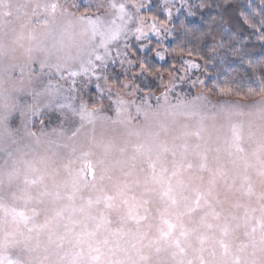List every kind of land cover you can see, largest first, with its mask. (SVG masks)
<instances>
[{
    "label": "rangeland",
    "instance_id": "374dc122",
    "mask_svg": "<svg viewBox=\"0 0 264 264\" xmlns=\"http://www.w3.org/2000/svg\"><path fill=\"white\" fill-rule=\"evenodd\" d=\"M94 3L0 0V264H264V96L163 73L119 104L23 110Z\"/></svg>",
    "mask_w": 264,
    "mask_h": 264
},
{
    "label": "snow or ice",
    "instance_id": "6c2138e0",
    "mask_svg": "<svg viewBox=\"0 0 264 264\" xmlns=\"http://www.w3.org/2000/svg\"><path fill=\"white\" fill-rule=\"evenodd\" d=\"M79 7L96 10L82 17L89 41L71 64L41 63L47 78L22 106L34 120L49 112H87L95 99L119 104L114 85L148 92L153 81L163 80L165 66L174 81L211 86L219 94H231L241 73L264 87V58L252 54L257 44L264 53V0H95ZM197 17L213 27H194Z\"/></svg>",
    "mask_w": 264,
    "mask_h": 264
},
{
    "label": "trees",
    "instance_id": "16d2710c",
    "mask_svg": "<svg viewBox=\"0 0 264 264\" xmlns=\"http://www.w3.org/2000/svg\"><path fill=\"white\" fill-rule=\"evenodd\" d=\"M225 2H233L238 5L241 0H225ZM256 3L258 4L259 0H256ZM227 18L228 17L226 16V19ZM197 21L198 23L194 27H202L204 29H210L211 27H213L212 20L200 21V18L197 17ZM217 31L219 30L217 29ZM252 54L256 57L264 58V53L261 52L258 44L253 49ZM157 67H159V65H157ZM163 73L169 74L168 66L164 67ZM221 80H224V76H221ZM232 88L233 91L231 92V94H219L217 91L213 90L211 86L205 88V90L210 96L214 98L227 97L232 99L249 100L257 98L259 96H264V87H261L258 83H253L252 80L249 77H245L243 73L235 78Z\"/></svg>",
    "mask_w": 264,
    "mask_h": 264
},
{
    "label": "water",
    "instance_id": "95a60500",
    "mask_svg": "<svg viewBox=\"0 0 264 264\" xmlns=\"http://www.w3.org/2000/svg\"><path fill=\"white\" fill-rule=\"evenodd\" d=\"M9 264H14L13 262H10Z\"/></svg>",
    "mask_w": 264,
    "mask_h": 264
}]
</instances>
